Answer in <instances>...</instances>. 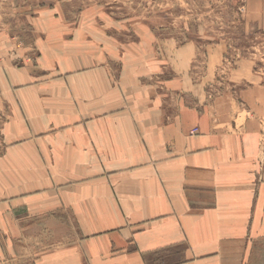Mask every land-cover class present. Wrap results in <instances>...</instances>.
I'll return each mask as SVG.
<instances>
[{
	"label": "crops",
	"instance_id": "obj_1",
	"mask_svg": "<svg viewBox=\"0 0 264 264\" xmlns=\"http://www.w3.org/2000/svg\"><path fill=\"white\" fill-rule=\"evenodd\" d=\"M51 60L0 69V264H264V112L214 129L109 61Z\"/></svg>",
	"mask_w": 264,
	"mask_h": 264
},
{
	"label": "rangeland",
	"instance_id": "obj_2",
	"mask_svg": "<svg viewBox=\"0 0 264 264\" xmlns=\"http://www.w3.org/2000/svg\"><path fill=\"white\" fill-rule=\"evenodd\" d=\"M41 53L68 70L109 61L172 108L194 100L214 129L264 112V0H0V69Z\"/></svg>",
	"mask_w": 264,
	"mask_h": 264
},
{
	"label": "built area",
	"instance_id": "obj_3",
	"mask_svg": "<svg viewBox=\"0 0 264 264\" xmlns=\"http://www.w3.org/2000/svg\"><path fill=\"white\" fill-rule=\"evenodd\" d=\"M196 132H197V130H193V131H191V134L196 133Z\"/></svg>",
	"mask_w": 264,
	"mask_h": 264
}]
</instances>
